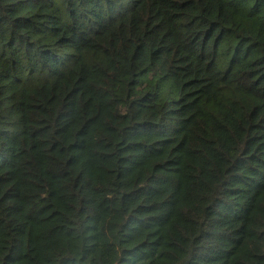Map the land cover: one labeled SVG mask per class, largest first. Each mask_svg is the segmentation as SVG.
<instances>
[{
    "label": "trees",
    "instance_id": "obj_1",
    "mask_svg": "<svg viewBox=\"0 0 264 264\" xmlns=\"http://www.w3.org/2000/svg\"><path fill=\"white\" fill-rule=\"evenodd\" d=\"M0 264H264V0H0Z\"/></svg>",
    "mask_w": 264,
    "mask_h": 264
}]
</instances>
